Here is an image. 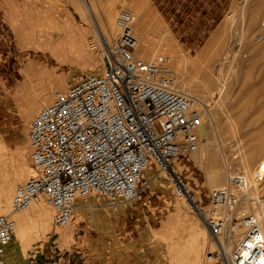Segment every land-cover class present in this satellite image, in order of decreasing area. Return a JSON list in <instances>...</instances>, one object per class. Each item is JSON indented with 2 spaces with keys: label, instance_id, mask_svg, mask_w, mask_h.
I'll list each match as a JSON object with an SVG mask.
<instances>
[{
  "label": "rangeland",
  "instance_id": "1",
  "mask_svg": "<svg viewBox=\"0 0 264 264\" xmlns=\"http://www.w3.org/2000/svg\"><path fill=\"white\" fill-rule=\"evenodd\" d=\"M140 1L100 0L102 8L96 4V15L88 0H0V186L15 181V191L19 182L32 175L28 140L30 121L51 102L54 91L85 75L105 70L103 64L107 45L103 43L99 24L102 11H113L115 20L121 9L134 10L139 17L135 27L137 35L145 28L152 38H156L165 27H169L182 45V50L197 58L194 68L183 66L180 71L177 68L178 57L164 51L172 55L179 76L184 72L199 73L202 77L208 74L212 79L225 77L227 67L218 72V57L212 60L209 56L202 59L197 56L218 24L234 9H240L237 0H146L153 8L146 21H142L140 13L135 10L141 5ZM261 1L264 6V0ZM154 18L157 21L160 19V30ZM237 21L234 32L239 35L243 24L240 18L238 24ZM118 34L119 31H116V37ZM81 43L89 51L87 60H82L75 53ZM246 62L243 60L244 65H247ZM262 63L264 58H261L260 67L264 65ZM196 67L200 72L195 71ZM237 70L241 73L240 78L237 80L232 75L229 79L238 82L239 86L243 82L246 92L225 95L219 94L217 89L216 100L209 97L206 102L219 117L224 112L234 114L241 109L230 108L236 99H244L242 103L249 99L246 104L253 103L252 110L245 113L244 124L239 128V139L244 142L252 134H264V89L260 90L264 87V72L258 69L247 74L239 66ZM249 84L258 89L256 95H251ZM243 93L245 96L241 95ZM231 94H234L233 97ZM28 109L33 113H28ZM224 130L226 127L218 126L219 132L214 131V134L216 137L223 135L225 152L232 159L229 166L235 169L237 162L234 156L239 154L237 138L230 132L224 134ZM218 147L223 158L222 146ZM198 157L199 153L195 151L189 159L182 161L180 168L204 196L219 186H210L206 182V171L199 164ZM25 166L28 174L22 180H16L20 169ZM224 169L227 170L225 160ZM235 170L240 171L241 168ZM151 175L157 176V179L149 181ZM145 180V190L134 200L111 203L104 195L80 198L72 223L58 228L55 234L51 209V222L46 230L37 225L24 239L17 234L7 247V264L11 261L14 264H35L34 260L47 252L53 257L49 259L52 264L63 263L66 259L69 264H223L206 259V254L212 249L210 243L214 240L202 219L174 194L164 174L152 167ZM41 200L46 202L44 197ZM9 204L0 213L8 212ZM81 204H87V207L82 208ZM17 221L19 226L18 218ZM204 234L206 239L201 238L204 243H200L203 246L200 258L196 262L188 260L187 255L191 259L193 236L203 237Z\"/></svg>",
  "mask_w": 264,
  "mask_h": 264
},
{
  "label": "built area",
  "instance_id": "2",
  "mask_svg": "<svg viewBox=\"0 0 264 264\" xmlns=\"http://www.w3.org/2000/svg\"><path fill=\"white\" fill-rule=\"evenodd\" d=\"M115 23L119 34L107 46L105 70L55 90L30 121L33 173L16 185L10 210L0 213V264H7L16 215L33 203L45 198L55 234L74 220L82 197L104 195L111 203L140 197L152 167L204 222L214 240L208 261L264 264V207L240 209L244 174H232L203 196L180 168L200 147L207 106L180 89L172 55H136L140 40L130 10L121 9ZM44 258L47 264L53 257L47 252Z\"/></svg>",
  "mask_w": 264,
  "mask_h": 264
},
{
  "label": "bare ground",
  "instance_id": "3",
  "mask_svg": "<svg viewBox=\"0 0 264 264\" xmlns=\"http://www.w3.org/2000/svg\"><path fill=\"white\" fill-rule=\"evenodd\" d=\"M88 1L92 10L94 11V14L98 15L96 13V4L97 7L98 5H100V8H102V2H100V0ZM140 2L141 5L135 10L140 13L141 20L146 21L151 16L150 13H152L153 8L151 9L148 1L146 0H141ZM262 2L263 1L261 0H237V4L239 3L238 5H240V9L236 8L235 6L236 9L229 13L218 24L217 28L211 34L210 38H208V43L204 44L206 46L198 54L197 57H200L201 59L203 57L206 58L207 56H209L213 60L215 57H218L220 64V66L218 67V72L220 73V70H223L225 67H227V72L224 78L222 76V79H212L208 74H206V77H202L199 75V73L187 74L184 72L180 73L179 76L180 89L196 96L202 103L207 106L205 107L204 112L205 121L199 131L201 138L200 147L196 151V153H199V164L206 171V182L210 186H223L224 184L228 183L232 174H244L246 178V195L242 198V202L240 204V209L244 211L249 210V208L253 205L258 207V203H260V207H264V195H262L264 193V134H252L250 138L244 140V142L241 140V138L239 139L241 130H239V128L244 124L242 119H244L246 112L252 110L253 103H251L250 105L246 104L249 99L246 100L245 103H242L244 99H242V101L239 100L240 102L236 99L234 103L230 104V108L241 107V109H238L234 114H231V112H224L225 114L223 116H220L221 118L217 115L216 112L211 110V106L206 101L209 97L213 98V100H216V95L218 92L217 89H219V94L224 93L225 95L231 92H235L237 94V92L244 91L246 89V86L243 84V82H241L239 86L238 82L234 83L233 81H231V79H229L232 75L237 80L240 78L241 73L237 70L238 66L240 68H243V72H248L247 74H249L250 71H259L258 69H260L262 73L264 72V63L261 64L263 65L262 67H260L259 65L261 62V58H264V6ZM129 10L135 15L136 21L139 22L138 14L132 9ZM102 13L103 16L100 18L99 24L101 23L100 29L104 36L103 43L108 46L117 39L116 31L118 33V28L116 27L113 11H102ZM239 18L243 24V28L241 27V25L240 27L242 33L238 35L236 34V32H234V28L236 27V21H239ZM154 20L155 25L158 26L157 28H159L160 30V27L162 28L160 19H158L159 21H157L154 18ZM238 21L237 24L239 23ZM137 22L135 23V27L136 25H138ZM157 35L158 36L156 38H152V36H150V34L144 28L141 34L138 35L140 44L136 51V55L139 54L138 56H141L142 58L150 59L155 57L156 55L162 54L164 51H169L171 52V54L178 57L179 62L177 68H180V71L185 66H195L197 58H192L188 53L184 51V49L182 50V45H180L179 41L174 38V34L169 27H165L162 33ZM76 48V55H78L82 60H87V53L89 51L85 50L84 43H81ZM243 60L247 61L245 63L247 65H244ZM103 67H105V64H103ZM195 69V71L200 72L197 67ZM251 84L247 86L249 89H251V95L254 96L258 93V89H255L254 85ZM262 89H264V87H262L260 90ZM241 95L245 96L244 93ZM217 99L219 98L217 97ZM217 102L219 103V101ZM219 104L221 105V103ZM225 104L226 103H224L223 105ZM28 110V113H33L32 110ZM218 126L226 127V131L224 130V134H228L230 132L233 137L237 138V147H235L237 148L239 154L234 156L237 162V164H235V169L240 170L241 168L242 171H236L229 166L230 160L232 159H229L228 155L225 152L224 146L226 144L224 143V138L222 137L223 135L221 137L220 135L216 137L214 134V131L219 132L217 131ZM218 145L222 146L223 158L220 151L218 150ZM224 160L227 165V170L224 169ZM27 174L28 169L26 168V166L22 167L16 177V180H22ZM226 178L227 183H225ZM149 179V181H154L157 179V176L155 177V175H151ZM14 183L15 181H10L6 186H0L1 212H4V208L8 206V203H10V210L11 200L13 197L12 195L15 192ZM251 198H254L256 200L252 201ZM80 207L86 208L87 204H81ZM50 210L51 207L48 206V204L44 200H40L33 203L28 209L20 212L17 217L19 220V226L16 236L18 234L22 239L26 238L33 229L37 228V225H40L44 230H46L51 222ZM201 238L206 239V234H204L203 237H201L200 235L193 236L190 248L191 259H189L187 255L188 260L196 262L200 258V252L203 249V246H200V243H204L205 240H202ZM234 241L236 242L237 239H235ZM234 241H231L229 243L228 247L230 249H232ZM11 243L9 245H11ZM210 247H214V241H211ZM9 264H14V262L11 261ZM196 264H198V262H196Z\"/></svg>",
  "mask_w": 264,
  "mask_h": 264
},
{
  "label": "crops",
  "instance_id": "4",
  "mask_svg": "<svg viewBox=\"0 0 264 264\" xmlns=\"http://www.w3.org/2000/svg\"><path fill=\"white\" fill-rule=\"evenodd\" d=\"M47 261H48L47 264H52L51 260L48 259ZM34 262H35V264H44V262H45L44 254H41L38 258H36L34 260Z\"/></svg>",
  "mask_w": 264,
  "mask_h": 264
}]
</instances>
